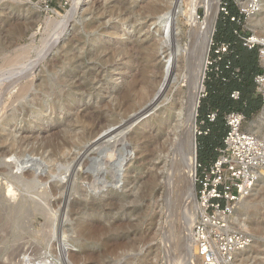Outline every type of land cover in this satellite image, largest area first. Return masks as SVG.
Here are the masks:
<instances>
[{"label": "rangeland", "instance_id": "1", "mask_svg": "<svg viewBox=\"0 0 264 264\" xmlns=\"http://www.w3.org/2000/svg\"><path fill=\"white\" fill-rule=\"evenodd\" d=\"M150 1L85 0L80 11L72 19L65 37L52 49L47 60L37 68L32 92L22 101L12 102L9 95L0 100V142L11 133L14 138L21 140L26 135L37 136L42 127L44 130L60 125L49 136L51 142L58 146L69 137L73 138L72 142H78V137L92 127L90 121L84 122L81 118L74 117L72 112L59 111L53 114L49 108L56 97L43 95L38 90V85L48 78L50 85L59 94L68 90L66 86L55 87L53 80L58 77L57 74L66 75L63 63L70 39L74 36L82 38V41L73 48L77 55L85 51L93 52L102 47L108 48L107 57H110V61L108 60L106 64L90 61L83 65L101 78L99 82L94 83V87L91 86L94 90L106 93L115 85L121 84V71L124 69L139 75V86L131 94V98H126L125 105L117 111L106 114L108 120L106 130L112 132L121 128L120 133H114L105 140V144H108L106 147L113 146L121 139L125 143L120 142L119 147L127 144L126 149L130 153L122 178L117 184H113V180L108 178L107 182L110 185L107 188L100 186L101 189L95 190L91 185L92 181L86 180V169L76 167L74 165L76 162H72L76 156L80 158L84 151H80V146H71L66 150V155L59 156L54 163L57 166H70L69 172L64 169L55 174L54 179L39 182L34 191L18 187L15 194L8 196L7 185L11 184V175L24 179L27 173L37 170L38 176L46 177L49 168L45 166L46 164L45 168H39L36 162L23 165L21 162L26 157L21 150H17L16 154L10 155L11 157L0 155V264H185L188 239L181 228L182 217L186 211L183 201L178 203L175 215L169 220V226H166L164 220L160 232L151 241L152 234L157 228L156 211L152 200L154 189L150 177L151 164L153 161L159 163L166 157L167 141L170 140L172 125L176 124L177 97L176 88L172 87L167 97L153 107L150 113L143 112L140 98L147 83L155 78L158 63L155 37L152 31L148 33V27L153 21L148 8ZM225 1L234 5L238 11L236 0H221L220 3ZM74 2L75 0H0V80L23 68L25 64L21 55L23 50L28 53L34 48L37 49L45 39L59 32L58 29L62 28L59 19L72 10ZM46 3L49 4L48 8ZM181 3L183 11H187L192 7L193 1L182 0ZM158 7L161 8L160 4ZM262 8L260 5L258 12L263 13ZM197 12L198 20L205 22L208 17L206 8L201 4ZM221 17L223 15L219 5L214 41H217V26ZM181 19L184 22L183 43L188 44L187 33L190 27L185 17ZM249 20L250 18L240 25L245 35L255 39L260 34L264 38V32L260 28H252ZM128 45L130 51L133 49L129 63L125 51L113 54V49L124 50L122 47ZM52 64H56V70H50ZM262 66L264 67V62ZM204 85L206 89L207 82ZM18 88L15 86L12 92H17ZM36 94L43 96L48 108L43 115L44 119L37 123L35 119L23 116L26 107L34 106ZM99 104L100 98L96 95H85L83 102L78 104L79 112L94 111L93 109L97 112ZM263 109L264 106L252 117H247L245 130H249L251 123L259 119ZM103 110L107 111L105 107ZM12 114H16L17 120L10 126H4V121ZM197 126L200 127L198 122ZM258 135L264 137V122ZM41 139L38 138L40 142ZM38 140H34L36 148L40 143ZM8 145L9 143H5L0 149ZM96 149L97 146H94L89 151L90 158L97 155ZM168 156L170 157V154ZM31 157L43 160L42 152ZM72 167L75 169V175L70 177L74 171ZM183 174L182 170L176 175L181 181L175 187L174 193L184 191ZM65 175L68 177L63 182ZM62 185H68L69 188L57 195L51 194L53 186L61 188ZM164 188L168 190L165 184ZM69 196L71 200L64 207L65 199ZM167 200L166 198L163 202L165 205ZM73 203L79 207H73ZM73 208L82 211L80 216H74ZM188 208L187 215L189 212L192 213L195 204H189ZM197 214L198 211L196 217ZM237 215L242 219L244 225L242 229L252 235L253 244L236 264H264V184L242 204ZM75 254L82 255L78 263H73L72 258ZM193 260L187 264H199Z\"/></svg>", "mask_w": 264, "mask_h": 264}, {"label": "bare ground", "instance_id": "2", "mask_svg": "<svg viewBox=\"0 0 264 264\" xmlns=\"http://www.w3.org/2000/svg\"><path fill=\"white\" fill-rule=\"evenodd\" d=\"M84 1L85 0H75L72 10L69 11L66 15L60 17L59 24L62 25V28L60 27L61 30L58 29L59 32L55 33V35L52 34L53 36H50L49 38L45 39L39 48L37 49L34 48L30 50V52H28L29 54L25 52V50H23V53H21L22 58H24L25 61L23 68L18 72L13 73L11 76L0 80V100H2L4 96L7 97L9 95V99L12 102L22 101L32 92L34 88V76L36 74L37 68L39 67V65H41L47 60L49 53L52 51V49L61 41L62 38L65 37L66 31L68 30L69 26L72 23V19L80 11L81 5L84 4ZM181 1L182 0H151L149 2L148 8L150 10V13L152 14L151 16L153 21L150 27H148V33H151L152 31L155 37V53L158 56V63L154 73L155 78L147 83V87L145 88V91L143 92L140 100L142 101L143 104L142 105L144 110L143 112L148 113L153 107L161 103V101H163V99L167 97L170 89L174 87L176 88V97H177L175 110L177 113L176 115H178L179 120L181 122H183L185 118V109L187 105L190 104L193 107L192 109L193 118H191L189 122V130H188V138H187L188 148L186 151V157L188 161V166L183 169V173H184L183 177L185 180L183 195L187 199L185 212L186 213L188 212L189 204L191 203L195 204V208L192 209V213L190 212L188 213L189 222L187 224L186 233H185L186 238L188 239L187 241L188 244H186L188 246L187 248L188 251H187V256L185 257L186 261L185 260L184 261L185 264H187L191 259L198 261L196 258V245L193 237V228L198 217V214L196 217V212L199 210L197 205V199L195 197V189H194V175H195V166L197 163V151H198L197 136H196V132H197L196 121L199 112L198 111L199 105L201 103L200 95L203 91H205L204 79L206 72V61L209 55L210 45L215 33L218 8L221 0H191L193 1L192 7L189 8L187 11H183ZM239 1L241 2V4H245V5L250 3V0H239ZM259 2L261 3V6H263L262 8L263 13L257 12L254 15H252L250 17L249 23L252 28H260L264 32V2L263 0H259ZM158 4H160L161 8L158 7ZM201 4L206 8L208 14V17L205 20V22H201L198 20L197 11L199 5ZM181 17L186 18V20L188 21V25L190 27L187 33L189 37L188 44L183 43L182 36L184 32L183 31L184 22L181 19ZM81 41L82 38L79 36H74L72 39L69 40L66 49V56L64 58L65 62L63 63V67H64L63 70L66 71V75L59 76L57 74L58 77L53 80L55 87L66 86L68 90L66 92H61L59 94L58 92H56V90H54V87L50 85L49 78L47 80H44L41 84L38 85V90L42 92L43 95L56 97L55 101H53L52 104H50V108H49L53 114H57V112L59 111H66V112L69 111L74 113V117L81 118L84 122L90 121L92 127L87 129L82 135L78 137V142L76 141L72 142L73 140L71 141V139L73 138L69 137L66 140H64L62 143H60L58 146L54 145L51 142L49 136L55 130H57L58 127H60V125L59 126L57 125L58 127L54 126L50 129H44V130L42 127V129L38 131L37 136H35L33 134L34 132L32 131L33 132L32 136L26 135L22 137L21 140H17L16 138H14L12 133L9 134L7 137H3L2 138L3 142H0V146L3 147L5 143H9V145L5 148L0 149L1 156L8 157L12 154H16L17 150H21L22 153L25 154L24 157H26L23 159L22 162L20 161L23 165L24 164L26 165L29 162L31 163L36 162L37 164L36 166L39 168L44 167L45 164H46L45 166L49 168V173H47L46 177H43L42 175L38 176L37 170L33 173H27L24 179L11 175L10 177L11 184L7 185L8 196L15 194L16 189L18 187H20L21 189L24 188L25 190H29V191H34L39 182L47 181L48 179L50 180L54 179L55 174H57L58 172L64 169L65 170L67 169V172H69L70 166L69 167H66L65 165L57 166L54 165V163L57 162L59 156L66 155V150L71 146H80L81 147L80 151L82 150L84 151V154H82L80 158L76 156L72 162H76V164H74L76 165V167L80 166L86 169L87 171L86 180L88 179L92 181L91 185H93V188L95 190L101 189L100 186H102L103 188H107L108 185H110V183L107 182L108 178H111V180H113L112 181L113 184L118 183L117 169L121 167L126 161V155H125L126 153L124 146L120 145L119 147L118 144L120 142L123 143L125 142L119 139L115 142L113 146L106 147L108 144H105V140L111 137L114 133L121 132L120 130L121 128L119 130H114L112 132H109V129L106 130L107 121H108L106 114L109 112L117 111L118 109H120L122 106L125 105L124 102L126 98H131V94L139 86L138 84L139 75H137V73H130L128 69H124L121 71V79H122L121 84L115 85L113 89L108 90L106 93H102V91L100 90L98 91L94 90V88H92L94 87V83L99 82L101 78L96 72L88 70L87 67L83 65H85L87 62L90 61H96L101 65L106 64L110 58L107 57L109 56L108 48L102 47L94 50L93 52L85 51V53L77 55L73 51V48L75 47L76 44H79ZM255 41H260L264 43V38L259 34V36L255 38ZM129 47L130 45L126 47H122L124 50L113 49L114 50L113 54L117 55L119 51H125L126 55L128 56L127 62L129 63L128 60L131 59V53L133 50L132 49L130 51ZM197 62H199L201 66L200 69L198 70V79H195V75H196L195 66ZM56 67H57L56 64H52V66H50V70L51 69L56 70ZM8 73L7 76L9 75ZM15 86H18L19 88L17 92L13 93L12 89ZM85 95L88 96L96 95V97L100 98V104L98 105L99 111L96 112V109H93L94 111H86L83 113L79 112L78 104L83 102ZM44 102L45 99L43 98V96L36 94L34 97V106L26 107L24 110V115H23L24 118L28 119L31 117L35 119V123H37L39 120H43L44 113L48 111V108H46ZM104 107L106 108L107 111L103 110ZM89 109L92 110L91 108H88V110ZM16 120H17L16 114H12L4 121L3 125L10 126ZM263 122H264V109L261 112L259 119L251 123V128H249L248 131L258 135L260 133ZM39 137L42 138L41 142L40 140H38ZM34 140H38L40 142L37 144L38 148L34 147L35 145ZM31 145L33 146L28 152V149ZM81 145H83V147ZM94 146H97L96 149L97 155L95 157H93L94 156L93 155L92 156L93 158H90L88 156V153ZM40 152H42V157H43V158L41 157L43 159L42 161L35 160L33 159V157H31V155H34L35 153L40 154ZM18 166L19 165H17V167ZM72 168L74 171H72V173L69 175L70 177L75 175V169L74 167ZM67 177H68L67 175H65L64 178L62 177L63 182L66 181ZM38 178H40L41 180H39ZM263 184H264V177L261 179V181H259L252 195H254V193L257 191V188L260 186L262 187ZM67 187L68 185L67 186L62 185L61 188H58L57 186H53L51 188V194L57 195L60 191L64 192ZM167 187H168L167 189L169 190V186ZM252 195L249 198H251ZM70 197L71 196H69L68 199L66 197L64 202V207L71 200ZM167 199H168L167 200V205H168L171 199L170 196H168ZM73 204H74L73 207L76 208L79 207L77 206V204L76 205L75 203ZM47 208L49 209L48 206ZM76 208H73V210L75 211L74 216H80L82 211L80 212V210ZM237 221H238L237 224L241 228H244L242 219L237 217ZM78 227L80 228V226ZM247 250L239 252L236 255L235 261L232 264H236L238 259L242 258L244 255L243 253ZM63 253L66 254L65 251ZM81 257L82 255L81 256L76 254L73 255L72 258L73 263H78L81 260Z\"/></svg>", "mask_w": 264, "mask_h": 264}, {"label": "built area", "instance_id": "3", "mask_svg": "<svg viewBox=\"0 0 264 264\" xmlns=\"http://www.w3.org/2000/svg\"><path fill=\"white\" fill-rule=\"evenodd\" d=\"M238 5V15L232 16L227 2L220 3L221 13L230 17L232 22L241 25L259 11V0H250L249 4ZM47 4V8L49 4ZM245 47L258 48L259 62L263 72L255 77L257 92L264 97V43L255 41L240 31L235 30ZM231 44L218 43L212 39L206 61L204 84L210 80V74L216 73L224 82L220 63L225 54H232ZM225 69L239 79L241 69L234 67L232 61H225ZM207 91L201 93V99ZM234 100H239L240 92L232 93ZM196 122L197 138L207 135L208 124L217 121L218 111H210L204 118L198 114ZM226 135L221 146L216 147L217 157L206 164L198 160L195 166L194 186L196 189L198 217L193 228L196 245V258L200 264H232L236 255L250 248L253 237L237 223L238 212L242 204L253 194L259 181L264 177V138L245 130L247 116L241 111H229L225 114Z\"/></svg>", "mask_w": 264, "mask_h": 264}, {"label": "trees", "instance_id": "4", "mask_svg": "<svg viewBox=\"0 0 264 264\" xmlns=\"http://www.w3.org/2000/svg\"><path fill=\"white\" fill-rule=\"evenodd\" d=\"M225 2L229 5L231 15L237 16L236 7L229 4L228 1ZM235 30L245 34L241 26L232 22L230 17H221L217 26L216 42L231 44L233 53L225 54L224 61L220 63L227 82H224L221 77H217L216 73H211L210 80L206 81L207 96L206 99H201L199 116L202 117L207 109H215L218 111V118L215 123L207 125L209 133L198 138L199 159L205 155L215 156V149L222 144L227 132L224 118L227 112L241 111L247 117H252L264 106V97L257 92L255 83V77L263 72L259 62L258 48L250 50L245 47L244 41L235 35ZM228 60L232 61L234 67L241 69L239 79L233 78L231 71L225 69V61ZM234 91L240 92L239 100L232 98L231 95Z\"/></svg>", "mask_w": 264, "mask_h": 264}, {"label": "water", "instance_id": "5", "mask_svg": "<svg viewBox=\"0 0 264 264\" xmlns=\"http://www.w3.org/2000/svg\"><path fill=\"white\" fill-rule=\"evenodd\" d=\"M207 19V18H206ZM205 19V20H206ZM217 24V23H216ZM201 64L197 62L196 75L195 79H198V70L200 69ZM200 77V76H199ZM201 101V95H200ZM200 107V106H199ZM193 107L189 104L185 109V118L184 122L179 120L178 115H176V124L172 125V133L170 134V140L167 141V153L170 154V157L166 153V157L163 161L156 163L152 162L151 164V181L153 186V207L156 211V231L152 234L151 241H153L158 233L160 232V228L162 222L166 221V226H169V220L173 217L177 211L178 203L183 201V205L186 207L187 199L184 197L182 192L174 193L175 187L180 184V178L177 177V173L183 170L188 166V161L186 157V151L188 148V130H189V122L191 118H193ZM126 145L124 146L126 161L124 164L117 169L118 180L122 178V172L127 164L130 153L126 149ZM198 155V152H197ZM164 184L169 186V190H165ZM195 189V186H194ZM170 196V202L168 205H165L164 199ZM195 197H196V189H195ZM197 199V197H196ZM189 222V216L185 212L182 217L181 228L184 233H186V226Z\"/></svg>", "mask_w": 264, "mask_h": 264}, {"label": "crops", "instance_id": "6", "mask_svg": "<svg viewBox=\"0 0 264 264\" xmlns=\"http://www.w3.org/2000/svg\"><path fill=\"white\" fill-rule=\"evenodd\" d=\"M215 109H207L205 112H204V114H203V116L201 117V118H204L210 111H214ZM223 143V142H222ZM222 145V144H221ZM220 145V146H221ZM199 156V155H198ZM197 156V157H198ZM216 157H217V154L215 153V156L214 157H210V156H208V155H205V156H203V158L202 159H199V157H198V160H200L201 162H203V163H206V164H209V163H211L213 160H215L216 159Z\"/></svg>", "mask_w": 264, "mask_h": 264}]
</instances>
